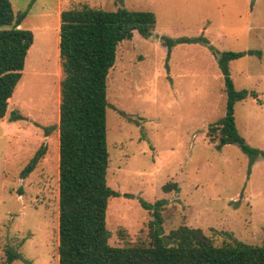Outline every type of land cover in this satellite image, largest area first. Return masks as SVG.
<instances>
[{"label": "rangeland", "instance_id": "1", "mask_svg": "<svg viewBox=\"0 0 264 264\" xmlns=\"http://www.w3.org/2000/svg\"><path fill=\"white\" fill-rule=\"evenodd\" d=\"M10 1L14 13L27 9L22 28L33 43L0 118V264L7 249L22 258L5 264H58L60 2L62 10L123 6L156 15L149 38L135 33L118 43L107 76L106 179L120 193L107 203L109 244H149L153 216L140 199H165L164 234L187 225L215 245L264 246V156L250 157L234 143L219 147L218 132H209L225 113L216 60L199 42H178L168 56L162 44L163 36L201 35L219 51L260 52L232 59L229 72L236 89L256 92L235 103L234 116L246 142L264 151V0ZM40 147L43 155L21 177ZM167 183L177 189L165 191Z\"/></svg>", "mask_w": 264, "mask_h": 264}, {"label": "trees", "instance_id": "2", "mask_svg": "<svg viewBox=\"0 0 264 264\" xmlns=\"http://www.w3.org/2000/svg\"><path fill=\"white\" fill-rule=\"evenodd\" d=\"M120 1V0H117ZM27 9L14 13L10 0H0V118L21 78L33 33L18 27ZM156 24L151 10L123 6L109 10L82 5L60 12L59 57L64 76L60 81L58 149V264H264V246L242 241L213 244L198 227L180 225L164 234L161 209L165 199L153 203L140 199L151 211L149 244L113 246L106 227L108 199L120 193L107 184L106 143L107 76L115 51L135 33L149 38ZM178 42H199L210 50L221 71L226 94L225 113L209 132H218L217 146L237 144L250 157L264 151L250 146L238 132L234 105L256 92L236 89L229 62L255 50L219 51L205 36L162 37L168 56ZM213 138V136L211 137ZM40 147L20 176H27L43 155ZM176 183L163 185L165 191ZM22 258L6 250V262ZM2 263V264H5Z\"/></svg>", "mask_w": 264, "mask_h": 264}, {"label": "crops", "instance_id": "3", "mask_svg": "<svg viewBox=\"0 0 264 264\" xmlns=\"http://www.w3.org/2000/svg\"><path fill=\"white\" fill-rule=\"evenodd\" d=\"M31 4H32V2H31ZM60 4H61V2L59 3V5H58V7L56 9L57 23H56V26L54 25L55 26V29H56V35H55V37H56V41H57V44H56L57 46H58V43H59L60 12L62 10ZM22 21L18 25V27H22ZM57 49H58V52H59V48H57Z\"/></svg>", "mask_w": 264, "mask_h": 264}, {"label": "bare ground", "instance_id": "4", "mask_svg": "<svg viewBox=\"0 0 264 264\" xmlns=\"http://www.w3.org/2000/svg\"><path fill=\"white\" fill-rule=\"evenodd\" d=\"M49 46V45H48ZM50 51H52V50H50ZM48 54V53H47ZM52 54V53H51ZM48 56V55H47ZM46 56V57H47ZM48 59V58H47ZM53 59V58H52ZM50 60V59H49ZM52 65V64H51ZM61 73H62V69H60L59 67H58V69H57V71H56V74H57V79L60 81V76H61Z\"/></svg>", "mask_w": 264, "mask_h": 264}]
</instances>
